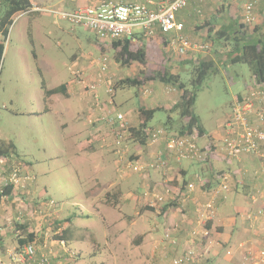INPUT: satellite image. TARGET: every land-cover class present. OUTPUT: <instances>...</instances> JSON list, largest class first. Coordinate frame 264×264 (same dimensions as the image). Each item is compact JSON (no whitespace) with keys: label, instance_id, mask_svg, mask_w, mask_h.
Masks as SVG:
<instances>
[{"label":"crops","instance_id":"crops-1","mask_svg":"<svg viewBox=\"0 0 264 264\" xmlns=\"http://www.w3.org/2000/svg\"><path fill=\"white\" fill-rule=\"evenodd\" d=\"M5 1L6 0H0V4ZM97 1L100 0H30L32 5L31 8L24 12L12 15L10 21L12 24L13 18L15 19L20 16L28 15L31 24L36 21L42 22L41 13L46 12L37 11L36 8L41 10L49 9L48 7H45L50 5L48 3H51V7H55L54 10L70 12L78 7L93 4ZM114 2L137 3L144 5L151 11H157L159 0H114ZM221 7L228 10L227 12L229 13L236 12L238 9V0H190L183 9L176 13V20L183 24V29L180 32V35L194 43L201 42L209 45V49L206 52L190 51L186 55L179 57L175 55V52L170 45L171 40L176 36V32L165 34L159 29H156L150 36L144 35L140 30H134L130 38L126 37L121 40L124 41L128 38L134 49L139 47L145 48L147 58L156 63H167L168 61L167 64L171 66L172 64H175V59H183L186 63H191V59L197 57V54L201 55L210 51L212 44L207 40V29L199 28L204 21L217 18ZM211 9H214V13L209 12ZM237 12L239 13V10ZM3 17L4 13L0 17V21ZM54 24H56V22ZM37 26H40V24H37ZM1 36L0 33V40ZM31 41L33 43L32 39ZM110 44V42L105 43L104 45L97 43V49L99 51L97 57H92L91 54L73 55L71 57V65L68 69L70 72V79L68 83L60 84L65 88V96L54 94L49 97H44L43 93V103L45 105L38 107L37 110L25 112L24 115H27L30 118H39L44 113L51 112L52 108L50 106H53L56 102L64 101V99H74L73 103L75 107L79 109V112L76 115L73 113V108L70 104L62 105V108L69 114L70 122L73 125L71 127H74L72 128V137L77 138V142L73 140L70 142L68 141L67 143H69V148L74 149L73 146H76L79 152L88 154L87 156L89 158L86 156L83 158L86 159V161L88 160L87 164H92V161L98 163L94 168V170H97L98 172V177L94 179L91 187L86 191L87 193H84L81 210H85L86 216H88L94 211L100 213L99 205H102V208L107 210V208L116 209L122 208V206L126 209V207L131 204L134 208V216L140 217L142 216V214H140L141 207L143 205H148L147 207L149 208H147V210L156 212L158 215L162 214L165 224L164 231H167L172 226L178 227L179 232L177 236L180 239L179 244H183L186 233L195 223L193 210L194 203L189 202L185 207H182L178 200H169L168 202L169 197L167 196V202L165 204L158 205L156 203L155 205H158L157 208H153L149 203L152 201L151 198H145L143 193H152L153 191L163 192L164 188H172L175 190L184 186L188 182L194 181L197 176H200L204 182V186L200 188V186L196 185L194 198L197 202H204L206 199L204 190H209L217 185L218 181L215 179L216 173H230L231 180L229 192L217 200L215 217L212 221H209L206 224L210 235L206 238L207 240H205L204 243L199 244V247L201 250L204 249L207 251L205 262L203 264H240V258L244 250H260L264 247V222L258 214L261 208L264 209L263 166H261L258 160L251 155H243L237 160H230L225 154H223L228 164L226 165V170H222L224 168H222V165L220 164L221 161L216 154L223 153L217 144L221 143L220 126L226 120L224 119V121L218 125L217 130L208 134L201 125V134H198L195 130L197 135L196 144L200 150L206 152L207 156L205 157V160L207 164L204 165V162H198L196 160H186L180 163L168 160L167 168L165 170H153L141 174L132 171H128L127 173L121 172V174H119V180L117 181L112 172L114 166L122 169L124 165L119 164L117 158L114 162L112 161L109 164L110 157L113 158L116 154L110 144L107 145L100 140V136L106 132V124L103 122L101 123L100 120L103 116L102 110L95 105L92 95L89 92L84 91L81 84H79V82L72 76V72L80 71L86 78L93 79L97 72L96 60L102 54L106 57L108 56L107 54L109 51H107L106 54L102 53L101 50L108 49ZM151 54H154L155 56L153 57ZM107 59L109 60L108 57ZM113 61L115 62V66L112 68V66L108 64L106 76L114 84V77L116 76L115 72L118 69L117 67L121 65L114 59ZM134 66L138 73V67L136 64H130L129 68L131 67V69H134ZM252 76L253 75H251L250 81L246 84V92L253 78ZM60 85H56L49 89L45 84V89L52 90L60 87ZM144 90H149L151 93L144 94ZM114 91L116 92L117 90L114 89ZM182 93L183 92L176 87L155 80L147 82L142 88H140L138 94L134 96V100L131 99L129 95L127 96L124 94L121 100L119 99L116 101V93L113 99V104L118 111L122 109V105L130 106L129 109L122 111V113L127 116L131 127L137 129L141 123L138 117L139 109L172 113L170 111L172 107L180 101ZM242 96H245V94L240 95V97ZM102 105H106V102L102 103ZM157 112L154 113L147 126L149 128L162 127L167 129L168 134L170 135L177 134L178 125L175 126L177 121L170 116L167 117L165 123L157 122L155 126L150 124V121L156 118ZM175 115L177 116V114ZM156 120L160 121L159 118H156ZM181 123L182 124L179 126H182L183 123H185V119L181 120ZM61 127L62 129H65L67 125L64 124ZM260 127L264 130V124ZM82 137L83 139H80ZM203 137L207 138V140L204 144L200 145L198 141ZM88 140L89 142L92 141L90 145L87 143ZM134 140L135 138L129 141V144L134 142ZM132 147L134 150L131 152L130 158L133 159L147 161L150 158H156L153 154H157L158 152L162 153V156L165 154L163 142H159L153 146L138 142ZM211 155H214L213 159H209ZM164 157L166 156L164 155ZM15 170L18 171V183L16 185H10V193L0 197V258L7 260L6 262H9V251H13V249H16L17 246H19L18 241L23 236H21L20 233L22 231H18L17 229L19 226L26 227L27 231L34 233L37 239L38 237H41L44 227L46 228L45 223L47 221L45 220L44 222V219L55 215L49 214L51 212L47 210L43 212L42 216H40L42 212L34 209L35 207L33 206L37 202L36 197L41 198V195H46L47 188L43 187L39 190L37 189L36 179L29 176V166L20 163L17 150L15 155L0 158V193L3 188L9 185L8 179ZM134 175L135 178H131V176ZM131 187L134 189L129 191ZM137 189H139L138 192ZM125 190L127 192H125ZM37 191L40 196H37ZM101 192L106 194V198H111L112 202L110 205H106L104 202L107 201V199L103 200V198H101L103 204L99 203L98 199L100 198H98V196ZM46 201L47 200L40 202L39 205H43ZM94 203H96L95 206L99 207V209H96V207L93 206ZM44 209L45 207L43 208V211ZM102 218L103 224L106 225L104 234H112L111 237L107 236V241L109 242L111 240L114 241L119 239L122 236L121 234L124 233L123 227L116 224L117 221L110 222L106 217ZM136 219V217H134V219L127 217V220H130V224L128 226L126 225V227L132 230ZM168 225H170L169 228L167 227ZM137 229H140V227L134 230ZM81 230L89 232L88 228H81ZM149 236L150 235L146 236L143 234V237L139 238V241L137 240L136 244L142 242L144 244L147 241L146 239H149ZM66 238L67 239L65 240L70 244L69 240L73 239V237L68 238L66 236ZM151 238L153 239L152 236H150V239ZM140 239L143 241L140 242ZM73 241L79 245H84L86 243H84V238L82 237L75 238ZM107 241L105 242L107 243ZM241 244L244 246L242 249L239 247ZM161 245V248L157 247L158 251L156 255L152 257L153 260L157 259L159 263H163V259L160 260V258L166 256L164 255L165 249H168V252L172 251V253H175L176 255L179 254L176 249L164 243V238H162ZM227 251H230L231 255H227Z\"/></svg>","mask_w":264,"mask_h":264},{"label":"rangeland","instance_id":"rangeland-1","mask_svg":"<svg viewBox=\"0 0 264 264\" xmlns=\"http://www.w3.org/2000/svg\"><path fill=\"white\" fill-rule=\"evenodd\" d=\"M241 3V0H238L237 11L239 10V12ZM48 4L50 5L45 7L55 8L51 7V3ZM6 9L7 2L5 1L0 4V17ZM209 12L214 13V9ZM41 19L42 22L36 21L31 24L28 15L13 18L12 24L8 27V36L3 43L4 51L0 60V141L13 142L17 148L20 163L27 164L29 176L36 179L37 189L47 188L46 195H41V198L36 197L37 202L33 206L34 209L42 212L40 216L47 210L51 212L49 214H55L44 219V222L47 221L46 228L44 227L41 237L35 241L41 247L40 253L49 257V264H167L168 260L176 256L172 251L168 252V249L164 250L166 258H160V260L163 259V263L152 259L158 248L162 247L161 241L166 231H164L165 224L162 214L158 215L156 212L147 210L148 205L141 207L140 214L142 216L140 217L134 216V208L131 204L126 209L122 206V208L104 210L102 205H99V209L94 203L93 206L99 209L100 213L94 211L88 216H86L85 210H81L84 193H87L86 191L89 190L94 179L98 177L97 170H94L98 163L91 160L92 164H87L88 160L83 158L88 157V154L79 152L76 146H73L74 149L69 148V143H67L73 140L77 142V138L72 137L71 133L74 127H71L73 125L70 122L69 114L62 108V105L70 104L76 115L79 109L75 107L74 99H64L61 101L62 104L56 102L50 106L51 112L44 113L39 118H30L24 115L25 112L37 110L38 107L45 105L43 103V84L44 87L46 84L50 89L56 85L68 83L70 79L68 69L73 55L91 54L92 57L99 55L95 36L83 25L72 26L68 21L55 18L48 13H41ZM55 22L56 24H54ZM254 28L255 26L244 27L243 30L250 33ZM137 30L135 29V31ZM2 40L1 36L0 41ZM209 43L212 44L210 41ZM223 44L220 43L215 47V51L212 44L206 55L214 58L216 55H224L231 49V45L225 41ZM105 53L107 54V52ZM107 55L108 64L113 68L115 56L112 52ZM151 56L155 55L151 54ZM215 61L218 62L216 58ZM117 68L113 84L114 89L117 90L115 92V94L117 93L116 101L121 100L124 94L134 100V88L116 87V84L120 80L136 76L135 66L134 69L128 66H118ZM193 68L192 64H187L177 69L176 73L180 75L181 81L189 83ZM251 75V67L246 64H226L225 67L219 64L216 73L209 75L198 88L194 113L198 118L199 125L207 134L217 130L218 125L230 115L232 102L246 93L245 87L250 81ZM187 88L191 90V86H187ZM96 92L100 104L106 102L107 94L103 84L97 87ZM129 107V105H122L120 111H126ZM175 114L159 111L156 113V118H159L160 121L154 118L150 124L155 126L157 122L165 123L167 117L170 116L176 119L175 126L180 125ZM64 124L67 127L62 129L61 126ZM206 140L207 138L203 137L198 143L204 144ZM135 143H138L137 139L127 144L129 155L134 150L132 146ZM217 145L221 147V143ZM216 155L224 168L222 170H226L228 163L225 156L223 153ZM211 156L209 159H213L214 155ZM116 158L117 156L110 157L109 164ZM203 164L205 165L207 162L205 161ZM112 172L118 181L119 174L128 171L124 167L121 169L114 166ZM131 178H135V175ZM133 189L131 187L129 191ZM138 191L139 189H137ZM125 192L127 191L125 190ZM37 196H40L38 191ZM98 198H100L98 199L100 204H103V200L106 199L107 201L104 202L106 205H110L112 202L111 198H106V194L103 192ZM45 200L47 201L43 205H39ZM157 206H153V208H157ZM102 217H106L110 222L117 221L116 224L123 227L124 233L119 239L107 241V236L111 237L112 234H104L106 225L103 224ZM127 217L137 218L132 230L126 227L131 220H127ZM169 226L167 227L169 228ZM139 227L140 229L134 230ZM81 228H88L89 232H84ZM65 231L69 232L68 238L73 237L69 240L70 244L66 240H58V237L62 236ZM143 234L150 235L153 239L151 238V240L149 236L144 244L142 239H140L142 243L136 244ZM78 237L84 238V243H86L84 245L75 243L73 240Z\"/></svg>","mask_w":264,"mask_h":264},{"label":"built area","instance_id":"built-area-1","mask_svg":"<svg viewBox=\"0 0 264 264\" xmlns=\"http://www.w3.org/2000/svg\"><path fill=\"white\" fill-rule=\"evenodd\" d=\"M190 0H159L157 11H151L144 5L137 3H117L114 0H100L91 5L78 7L70 12L54 9H37L61 20L68 21L72 26L83 25L96 38L98 44L130 38L135 29L144 35L150 36L156 29L162 33L176 32L170 45L175 55L182 57L190 51L206 52L209 45L194 43L180 35L183 24L176 20V13L183 9ZM239 19L247 27L264 24V0H241ZM97 72L93 79H88L80 71L72 72V76L81 84L84 91L89 92L95 105L102 110L101 123L106 124V132L100 136V140L114 149L119 164L124 165L126 171L145 173L148 171L165 170L168 160L180 163L186 160L205 162L206 152L200 150L196 144V133L193 132L183 137L168 134L165 128H146L145 144L153 146L159 142L164 143L165 154L158 152L153 154L156 158L149 160L131 159L127 153V144L133 140L131 125L127 116L118 111L113 99L115 91L112 81L107 78L108 59L100 55L96 60ZM103 84L107 94L106 105L100 104L97 87ZM144 94H150L144 90ZM264 124V84L257 83L252 78L245 96L235 99L231 104V113L220 126L221 147L223 154L230 160H237L243 155L253 156L264 169V130L260 127ZM89 145L92 141L87 142ZM217 147V146H216ZM164 155L166 157H164ZM18 171H13L8 179L9 185H16L19 181ZM217 185L209 190H204L206 199L197 202L194 198L196 185L203 187L204 182L200 176L194 181L186 183L178 189L164 188L163 192H144L145 198L150 197L152 206L176 201L185 207L189 202L194 203L195 223L186 233L183 244H179L177 226L170 227L164 233V243L179 252L168 264H203L206 250H201L200 243H204L210 232L206 227L216 214L217 200L225 196L230 188V173H216ZM197 183V184H196ZM258 214L264 222V209ZM63 245L62 242H60ZM244 247L242 244L239 246ZM40 246L35 241L29 242L20 248L9 251V262L0 258V264H49L50 259L40 253ZM231 255L230 251L226 252ZM240 264H264V247L260 250H244L240 258Z\"/></svg>","mask_w":264,"mask_h":264},{"label":"trees","instance_id":"trees-1","mask_svg":"<svg viewBox=\"0 0 264 264\" xmlns=\"http://www.w3.org/2000/svg\"><path fill=\"white\" fill-rule=\"evenodd\" d=\"M6 2L7 9L4 12L3 19L0 21V33L3 37V40L0 41V60L3 53V43L7 36L8 27L11 24L10 17L16 13L29 10L32 6L30 0H6ZM227 11L228 10L221 7L217 18L204 21L199 28L207 29V40L214 45V51L215 47L219 46L220 43L223 44V41L228 43V45H231V49L225 52L224 55L217 56L215 54V58L218 62L215 61L213 56L211 57L204 53L201 55L197 54V57L191 59V63H186L183 59H175V64H172L171 67L167 64L168 61L167 63L150 61L147 58L145 48H132L131 42L128 38L124 41L118 40L110 42L111 44L108 49L101 50L102 53L107 51L112 52L113 56H115V61L121 66L129 67L130 64H136L138 67V73L136 76L120 80L116 84V87L128 86L129 88H134L136 95L138 94L139 89L147 82L157 80L163 84L176 87L183 92L180 101L172 107L170 112L177 114L180 124H182L181 120L183 119H185V123H183L182 126L178 125L180 128L178 127L177 134H173V136L183 137L195 132V130L198 134H201L199 121L194 113L196 92L209 75L216 73L219 64H222L224 67L226 64H246L251 67L252 77L255 81L264 84V24L255 26L250 33H247L243 30L244 27L247 26L240 22L238 12L229 13ZM187 64H192L194 67L192 78L189 83L181 81L180 75L176 73L177 69H180ZM187 86H191V90L188 89ZM42 88L44 97H49L54 94L65 96L66 93L64 86L52 90H46L43 84ZM155 112H157V110H138V117L141 123L137 129L131 127V132L133 139H137L139 143H145L144 130L148 128V122L152 119ZM166 131L168 132L167 129ZM15 154L16 148L13 142L0 141V158ZM10 191L11 186L8 185L3 188L0 197L2 195H8ZM17 229L18 231L21 230V236L23 235L18 241L19 246H17V248H20L29 242L36 241L35 234L27 231L26 227L19 226ZM67 234H69V232L65 231L62 236L58 237V240L65 241V239H67ZM170 260L167 262L169 263Z\"/></svg>","mask_w":264,"mask_h":264}]
</instances>
